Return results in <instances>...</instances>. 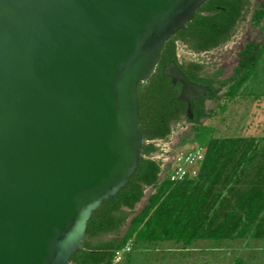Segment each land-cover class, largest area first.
<instances>
[{"label": "water", "instance_id": "95a60500", "mask_svg": "<svg viewBox=\"0 0 264 264\" xmlns=\"http://www.w3.org/2000/svg\"><path fill=\"white\" fill-rule=\"evenodd\" d=\"M205 0H0V264H68L146 139L137 86ZM192 116L205 86L174 62Z\"/></svg>", "mask_w": 264, "mask_h": 264}, {"label": "trees", "instance_id": "16d2710c", "mask_svg": "<svg viewBox=\"0 0 264 264\" xmlns=\"http://www.w3.org/2000/svg\"><path fill=\"white\" fill-rule=\"evenodd\" d=\"M249 4V0H205L192 19L164 43L154 72L137 86L139 132L146 139L137 167L116 194L102 200L91 212L83 246L72 253L68 264H109L130 238L132 248L135 242L173 241L186 248L198 240L264 238V140L258 143L254 138L212 137L210 128L201 125V120L211 115L205 109V100L218 98L225 87L222 96L232 100L250 77L264 44L232 78L221 79V70L207 72L203 62H181L177 56L179 44L201 53L226 43L244 19ZM262 19L264 1L251 13L252 23L259 24ZM247 47L253 45L248 43ZM242 53L248 56L246 48ZM170 62L191 82L207 88L203 96L193 100L191 117L187 103L178 99L181 83L172 82L163 72ZM185 122L194 125L185 148L191 149L197 142L203 155L195 165L196 175L171 182L168 172L174 154L167 163L156 158L161 152L157 142L167 141ZM146 187L154 191L135 212Z\"/></svg>", "mask_w": 264, "mask_h": 264}, {"label": "rangeland", "instance_id": "374dc122", "mask_svg": "<svg viewBox=\"0 0 264 264\" xmlns=\"http://www.w3.org/2000/svg\"><path fill=\"white\" fill-rule=\"evenodd\" d=\"M263 1L249 0L250 4L244 19L237 24L233 35L226 43L201 53H193L179 44L178 59L181 62L201 61L207 72L221 70V79L232 78L239 74L243 70V65L254 59L264 44V19L259 24L251 22L252 9ZM248 43L253 47L248 48ZM245 48L248 52L247 57H243L242 53ZM226 89V87L222 89L218 98L205 100V109L211 115L203 118L201 125L210 128L209 134L212 137L237 136L254 138L258 143L263 142L264 51L257 60L250 77L232 100H225L222 96ZM193 126L191 122L180 123L167 141L157 142L161 152L155 157L167 163L170 160V154L184 149L186 143L189 144L194 131ZM153 191L151 187L145 188L142 199L134 207L135 212L145 205ZM124 229L125 226L121 228L120 233ZM186 248L173 241H161L155 244L135 242L130 252L121 255L118 264H235L236 258L242 259V264H264V238L200 240Z\"/></svg>", "mask_w": 264, "mask_h": 264}, {"label": "built area", "instance_id": "2783aa9c", "mask_svg": "<svg viewBox=\"0 0 264 264\" xmlns=\"http://www.w3.org/2000/svg\"><path fill=\"white\" fill-rule=\"evenodd\" d=\"M203 148L197 144L193 143V147L184 148L177 151L173 155V164L168 172V179L171 182H177L183 180L187 175H196V163L202 158ZM133 239L127 240L125 245L118 251L115 252L113 259L109 264H118L121 259V255L125 252H130L132 250Z\"/></svg>", "mask_w": 264, "mask_h": 264}, {"label": "crops", "instance_id": "0c3cea01", "mask_svg": "<svg viewBox=\"0 0 264 264\" xmlns=\"http://www.w3.org/2000/svg\"><path fill=\"white\" fill-rule=\"evenodd\" d=\"M141 199H142V198H141ZM141 199H140V200H141ZM137 203H138V202H137ZM137 203H136V204H137ZM247 238H250V237H246L245 239H247ZM242 239H244V238H242ZM250 239H254V238H250ZM234 240H236V239H234ZM198 241H200V240H198ZM198 241L194 242L193 244L197 243ZM193 244H192V245H193ZM190 246H191V245H190ZM190 246H189V247H190ZM241 247H242V245H241ZM184 249H187V248H184ZM241 249H243V247H242ZM237 260H241V264H242V259H240V258H236V260H235V264H236V261H237Z\"/></svg>", "mask_w": 264, "mask_h": 264}]
</instances>
